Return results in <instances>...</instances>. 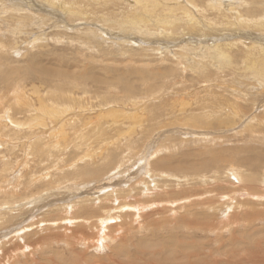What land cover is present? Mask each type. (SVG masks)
<instances>
[{"label":"rangeland","instance_id":"obj_1","mask_svg":"<svg viewBox=\"0 0 264 264\" xmlns=\"http://www.w3.org/2000/svg\"><path fill=\"white\" fill-rule=\"evenodd\" d=\"M256 2L0 0V264H264Z\"/></svg>","mask_w":264,"mask_h":264},{"label":"bare ground","instance_id":"obj_2","mask_svg":"<svg viewBox=\"0 0 264 264\" xmlns=\"http://www.w3.org/2000/svg\"><path fill=\"white\" fill-rule=\"evenodd\" d=\"M139 2H141V0H138ZM147 1V0H146ZM257 2H258V0H257ZM256 2V3H257ZM74 3H75V1H74ZM147 3V2H146ZM212 3H213V1L212 2H209L208 3V7H210V8H214V9H216V7H218L219 6V3H215L214 2V4L212 5ZM262 7H264V2H263V0H261L260 2H258ZM194 4H195V2H194ZM148 8H151V9H153V8H157V7H159L160 5H161V8H163V9H166V4H163V3H154L153 5L151 4V3H149L148 2ZM146 5V6H147ZM62 6H63V4H62ZM196 6V5H195ZM65 8H67V7H65ZM71 8V7H70ZM73 8V7H72ZM173 8H175V9H177L178 8V10L180 11V13L182 14V17L184 18V21H185V19H186V23H188L190 26H191V30H198V23L196 22V20L192 17V12H190L189 11V9H187V8H185V7H179L178 6V3L176 2V6H174V7H171V9L174 11L175 9H173ZM219 8V7H218ZM235 9V8H234ZM72 10V9H71ZM178 10H176V11H178ZM70 11V10H69ZM67 12V11H66ZM157 13V12H156ZM70 13H68V15H69ZM180 14V15H181ZM71 15V14H70ZM168 15V14H167ZM176 17H177V15H176ZM175 17V18H176ZM236 17H238V16H236ZM251 18H258L257 16H253V17H251ZM168 19V18H167ZM234 20V19H233ZM142 22H143V20H142ZM255 24H256V27L258 26V27H260V28H263L264 27V18H262L261 19V17L260 18H258V21H253ZM252 22V23H253ZM173 23V22H172ZM170 24V26H173L172 28H174V27H176V26H174L173 24ZM226 23H230V22H226ZM240 23V25H248V23L244 20L243 21V18H242V20L239 22ZM243 23V24H242ZM177 29V28H176ZM257 48V47H256ZM255 48V49H256ZM261 48V47H260ZM254 48H251V47H248V50H249V52H248V56H250V57H256V60H254L251 64H252V67H251V69L252 70H258V67H261L262 69H264V63L262 64V66H261V64H259V62L260 61H262L261 59H263L264 60V48H261V49H258V50H255ZM247 50V49H246ZM247 50V51H248ZM219 52V51H218ZM262 63V62H261ZM250 64V65H251ZM251 69H248V70H250V71H252ZM259 71V70H258ZM262 71V70H261ZM262 72H264V71H262ZM258 74H259V72H258ZM258 74H255V77H256V75H258ZM259 75H261V74H259ZM70 78H71V76H70ZM263 78H264V76H263ZM261 79V78H260ZM262 81H263V79H262ZM49 114H52V112H50ZM45 120V119H44ZM263 122V121H262ZM91 172V171H90ZM83 179V178H82ZM164 180V179H163ZM260 197V196H259ZM85 205H87V204H85ZM83 208V207H82ZM84 209H85V207H84ZM136 209H138V208H136ZM124 210V209H123ZM139 210V209H138ZM87 211V210H86ZM132 211V210H131ZM89 212V211H88ZM89 215V214H88ZM137 215V214H136ZM136 217V216H135ZM137 218V217H136ZM110 220V219H109ZM86 221V220H85ZM87 223V222H86ZM101 226H103V224H101ZM105 226V225H104ZM17 231V230H16ZM100 232H98V234L99 233H103V230H99ZM12 233V232H11ZM22 233V232H21ZM38 234V233H37ZM74 234V233H73ZM72 234V235H73ZM5 235V234H4ZM11 235V234H10ZM79 235H81V234H79ZM76 238V237H75ZM95 238H96V236H93V238L92 239H94L95 240ZM67 239V238H66ZM82 239H84V240H86V237L85 238H83L82 237ZM100 238H99V236L97 235V239L95 240V241H97V240H99ZM106 239H107V237H106ZM81 240V239H80ZM1 241V240H0ZM79 241V240H78ZM105 241V240H104ZM80 242H82V241H80ZM93 243V242H92ZM99 245H100V243H99ZM29 248V247H28ZM24 250V249H23ZM14 251V250H13ZM4 252V251H3ZM7 252V251H6ZM4 254H6L5 252H4ZM9 254V253H8ZM1 258L0 259H2L3 257L2 256H0Z\"/></svg>","mask_w":264,"mask_h":264}]
</instances>
